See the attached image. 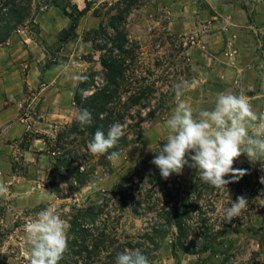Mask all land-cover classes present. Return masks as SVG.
Masks as SVG:
<instances>
[{
    "label": "trees",
    "instance_id": "16d2710c",
    "mask_svg": "<svg viewBox=\"0 0 264 264\" xmlns=\"http://www.w3.org/2000/svg\"><path fill=\"white\" fill-rule=\"evenodd\" d=\"M142 2H106L104 21L98 28L84 33V43L91 44L100 55L101 70L85 74L88 79L77 86L74 103L78 111L88 109L92 113L91 125L81 127L75 120L55 138L40 134L35 137L43 140L49 155L55 157L49 182L61 199L73 198L89 186L96 171L111 172L108 154L94 155L88 149L97 130L106 133L109 125L117 121L126 125L117 147L109 150L118 151L121 156L141 141L149 120L165 118L171 110L170 103H177L175 85L191 77L189 45L184 43V37L164 33L167 39L162 37L154 44L133 38L130 21L143 7ZM91 5L87 0L86 8L80 10L71 0H0V47L22 33L42 42L37 19L50 7L60 9L71 21L70 28L60 37L61 43H68L78 37L80 20L90 13ZM94 16L102 18V12L95 11ZM165 40L171 49L162 57H152L148 51L150 45L161 48L166 45ZM94 56L90 54L86 58L92 62ZM51 64L54 63L48 66ZM159 149L150 155L154 156ZM151 161L145 160L135 173L125 176L100 202L74 205L68 251L59 264H115L116 255L129 248H140L151 263L153 253L167 242L174 257L180 253L208 255L216 257L219 264H236L232 236L242 228L247 210L231 222L225 219L224 210L231 201L244 195L249 208L256 209L264 222V184L260 179L249 189L237 182L229 184L228 190H219L197 177L187 192L181 194L174 186L176 182L163 179ZM129 216L148 220L143 233L129 234L124 229L122 222ZM13 257L7 252L2 254L0 247V264H9Z\"/></svg>",
    "mask_w": 264,
    "mask_h": 264
},
{
    "label": "rangeland",
    "instance_id": "374dc122",
    "mask_svg": "<svg viewBox=\"0 0 264 264\" xmlns=\"http://www.w3.org/2000/svg\"><path fill=\"white\" fill-rule=\"evenodd\" d=\"M71 1L74 4V1ZM89 1L92 2L90 13L80 20L76 39L65 44L60 42L62 32L70 28L71 21L60 9L50 7L38 16L42 42H36L31 39L32 48L23 46L21 50L22 87L20 93L16 92L15 98H8L7 101L22 103V117L29 119V121L24 122V125L28 127V132L20 145L22 148L30 145V142L39 134L36 133L32 126L38 121L41 104L50 102V94L54 88L51 83L52 80L67 76L68 83L72 87V85L81 82L75 79L76 76L85 75L92 70H101L100 55L93 51L91 44L92 52L90 54L95 55L94 59L89 62L86 58L90 54H85L87 50L83 45L84 33L98 28L104 21L106 12L104 4L106 2L114 3L119 0ZM156 1L143 0V7L131 17L130 29L132 36L144 44H154V41H161L162 37L167 39V35L164 33L185 38L184 43L190 46H187V57L191 64L192 73L188 81V90L181 99L192 106L194 112L211 110L214 107L217 93L223 91H231L235 94L243 93L249 97L250 103L256 97L258 102L264 103V93L256 90L248 91L242 87L238 79L240 76L236 77V81H233V79L228 81L226 69L236 68L238 64L236 56L229 54L232 50L220 55L218 60L209 59L207 55L208 41L206 39L209 33H207L205 18L197 17L199 16L197 15L195 24L199 28L194 32H190L191 24L186 21L185 17L181 16L180 11H176L172 6L160 7L156 4ZM165 1L167 3L171 2V0ZM205 1L200 0V7H206ZM95 11L102 12V18L95 17ZM182 18L187 25L186 33L177 31L180 29L179 27L177 29L178 25L176 24L179 22V25H181ZM259 35L264 36V33ZM29 36L28 33H22L19 37L12 40L21 42L30 38ZM167 41L165 40L166 45L164 46L160 44L161 48L158 45L154 49L152 48L153 45H150L148 51L152 52V57L155 58L158 55L162 57L167 49H171V45H167ZM260 50H262V55L264 56V47L262 46ZM170 53L172 54V52ZM50 63L54 64L48 66ZM255 63H258V67L264 68V59L256 60ZM54 67L58 71L50 74V70ZM85 67H87V70L84 72ZM63 70H67V73L63 72ZM175 105L176 103H170L171 110L165 115L164 119L158 116L145 124L146 132L141 141L126 149L118 160L111 161L110 173H104L103 170L96 171L90 185L82 189L73 198L61 199L51 189L49 173L52 171L56 161L55 157L49 155L48 151H46V160L38 164L35 170L31 172L20 155L17 154L12 175L9 176L11 179L7 181V174L5 172L1 174L2 182L7 186L8 192L0 196V243L2 244V254L7 252L9 255L14 256L9 260V264H27L29 262L27 255L28 239L22 228L27 217H34L43 208L52 207L60 213L62 219L66 222L69 233V221L73 214L74 205L100 202L103 196L113 190L115 185L120 183L125 176L135 173L145 160L153 159L154 156L150 155V153L166 142L169 132L165 121ZM260 106L255 107L253 105L257 113L264 112V109H261L262 105ZM73 107L75 109L76 106ZM72 116L75 117L74 113ZM66 125H58V128H54L55 132L47 136L51 137V139L55 138L56 134ZM258 131L264 134V125H258ZM152 165L151 167H153ZM234 167L248 170L249 174L240 179L238 183L242 188L249 189L250 185L256 183L261 176H264V154L259 155L258 162L254 164L249 163L246 156H241L235 162ZM21 177L26 179L31 177L30 179L34 183L33 186H19L18 179ZM196 178L195 170L186 166L181 175H172L169 179L176 182V185H173L177 189L179 188L181 194H183L187 192ZM62 187L65 188V186ZM66 193L69 194L70 191ZM258 213L256 209H247L246 219L245 221L243 220L242 228L239 229L237 234L232 236L237 251L236 259L234 260L236 264H264V222ZM147 221L146 219L129 216L125 217L122 223L129 234H135L138 232L143 233L146 229ZM153 256L154 259L150 264H219L216 257H209L208 255L191 256L180 253L177 257H174L169 242L165 243L160 251L153 253Z\"/></svg>",
    "mask_w": 264,
    "mask_h": 264
},
{
    "label": "clouds",
    "instance_id": "9594fccd",
    "mask_svg": "<svg viewBox=\"0 0 264 264\" xmlns=\"http://www.w3.org/2000/svg\"><path fill=\"white\" fill-rule=\"evenodd\" d=\"M75 79L86 82L88 77L78 75ZM188 87L185 80L175 85L177 103L165 121L169 134L151 163L165 180L181 175L187 166L195 170L201 182L228 190L229 184L249 174L247 169L234 167L235 162L246 156L254 164L264 154V134L258 131V125H264V112L257 113L245 94L231 91L217 93L211 110L194 112L181 99ZM76 120L81 127L91 125L92 113L81 109ZM125 128L117 121L109 125L106 133L97 130L88 144L89 151L94 155L108 154L110 161L118 160L119 152L109 150L117 147ZM260 183L264 184V176ZM7 192V186L0 182V196ZM248 208V198L238 196L225 208V219L231 222ZM22 228L28 239L29 264H59L68 251V226L57 210L43 208L34 217H27ZM115 264H150V261L140 248H129L116 255Z\"/></svg>",
    "mask_w": 264,
    "mask_h": 264
},
{
    "label": "crops",
    "instance_id": "0c3cea01",
    "mask_svg": "<svg viewBox=\"0 0 264 264\" xmlns=\"http://www.w3.org/2000/svg\"><path fill=\"white\" fill-rule=\"evenodd\" d=\"M80 10L86 8L87 0H73ZM89 1V0H88ZM203 2V1H202ZM206 7H200V0H157L156 4L162 7H173L180 11L181 16L190 22V32L198 30L195 24V17H203L206 20L208 41V57L211 60H218L220 55L234 54L238 60L236 68L226 69L228 81L240 80L242 87L264 93V68L258 67L256 60L264 59L261 47H264V0H206ZM185 12V13H184ZM184 13V14H183ZM38 22V19H37ZM178 22L179 33H186V23ZM259 33V34H258ZM19 37V36H18ZM16 38V37H15ZM31 38L21 42L11 41L5 47H0V182L2 173H6V180L9 181L12 175L14 162L17 154L31 171L46 160V144L43 140L34 139L26 148L20 145L24 140L28 127L24 122L29 119L22 117V103L7 101L8 98H15L16 92L20 93L23 83V71L21 68V50L23 46L32 48ZM90 54V44H84ZM20 53V54H19ZM25 55V54H24ZM87 67L84 68V72ZM58 71L55 67L51 73ZM67 73V70H63ZM69 72V71H68ZM53 77V76H52ZM54 86L50 94V102L41 104V111L38 121L32 126L36 133L49 135L54 133L58 125L69 124L76 120L78 108L74 103V94L79 82L72 87L68 83L67 76L59 77L51 82ZM251 100L252 106H260L264 109V103L258 102L257 97ZM256 102V103H253ZM261 107V106H260ZM260 110V108H259ZM260 112V111H259ZM74 113L75 117L72 116ZM30 128V127H29ZM31 178V177H30ZM19 178V186H33V180ZM18 187V186H17ZM1 246V243H0Z\"/></svg>",
    "mask_w": 264,
    "mask_h": 264
},
{
    "label": "built area",
    "instance_id": "2783aa9c",
    "mask_svg": "<svg viewBox=\"0 0 264 264\" xmlns=\"http://www.w3.org/2000/svg\"><path fill=\"white\" fill-rule=\"evenodd\" d=\"M255 1H259V0H255Z\"/></svg>",
    "mask_w": 264,
    "mask_h": 264
}]
</instances>
